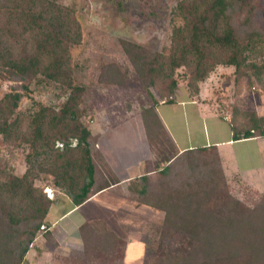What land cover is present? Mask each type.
<instances>
[{"label": "trees", "instance_id": "16d2710c", "mask_svg": "<svg viewBox=\"0 0 264 264\" xmlns=\"http://www.w3.org/2000/svg\"><path fill=\"white\" fill-rule=\"evenodd\" d=\"M247 2L179 0L171 12L168 52L148 51L119 39L126 64H106L101 80L122 85L124 76L133 72L144 87L156 86L159 92V82L184 65L192 72L194 96L200 89L198 82L216 64H228L237 75L244 74L241 67L252 68L250 75L264 83V64H245L247 50L263 53L264 47V31L251 10L237 22ZM81 40L78 12L70 6L56 0H0V78L15 82L0 98V137L7 143L23 140L30 146L20 176L0 171V264H29L26 255L40 226L55 245L45 221L54 199L35 184L41 173L52 174L57 189L76 206L104 189L122 193L114 171L107 165L102 171L96 136L82 120L85 86L75 82L79 70L72 66L70 52ZM37 79L65 85L69 96L58 109L39 104L31 113L16 112L24 92ZM174 86L172 80L169 97ZM167 95L160 92L162 99ZM156 102L153 96L152 103L140 111L149 148L157 157L153 176L133 179L127 194L163 213L156 245H147L143 234L146 261L149 250L152 264H264V193H259L253 205L234 196L215 147L178 153L155 112ZM235 113L233 139L264 137V115L250 113L252 123L247 126ZM70 138L77 140L74 146ZM57 141L62 148L55 146ZM203 153H214V158H202ZM79 233L83 251L77 264H89L91 259L96 264L108 260L121 264L126 240L105 221H86ZM66 259L72 264V257Z\"/></svg>", "mask_w": 264, "mask_h": 264}, {"label": "rangeland", "instance_id": "374dc122", "mask_svg": "<svg viewBox=\"0 0 264 264\" xmlns=\"http://www.w3.org/2000/svg\"><path fill=\"white\" fill-rule=\"evenodd\" d=\"M56 1L75 9L78 12L82 26L81 42L70 48L71 64L73 67L77 66L79 70V78L75 82L81 81L85 86L80 104V109L84 113L82 120L91 133L96 136L94 145L100 155L98 160L101 165H104L102 171L105 172V165H107L115 174L121 176V172H119L120 160L112 155V151L113 149L115 150L116 146L115 148L108 146L111 142L112 133H118L122 125L137 117L140 119L144 139L148 145L140 117L141 109L152 103L153 96L154 98H161L160 92L167 95L170 86H172V80L175 83L173 93H176L177 90H183L191 96L194 81L191 78L192 72L187 66L182 65L174 70L171 78L159 82L161 91L158 92L156 86H151L148 89L144 87L133 72H128L124 76L126 81L122 85L103 81L100 77L102 68L106 64L111 63L118 66L126 64L119 39L139 44L148 51L165 49L167 53L172 28L170 22L171 12L179 0ZM250 10L254 21L264 31V0H248L244 7V12L237 17V20H239L237 22H241ZM255 46L258 47L259 45L256 44ZM262 50L263 53L247 50L245 54H248V58L245 64L251 62L264 64V47ZM218 66L231 68L226 79L223 76L228 75V73L218 70ZM252 70V68L241 67L240 73L243 72L244 74L237 75L233 65L216 64L208 72L207 77L198 82V86L201 82L210 80L211 90L213 91L212 97H214L218 107L231 114L232 111H235V114L241 117V123L248 126L252 123L249 117L250 113H255L258 116L264 115V83H257L254 80L250 75L253 72ZM37 80L33 81L29 85L28 91L24 92L16 112L31 113L39 104L58 109L69 96L70 88L65 85L61 86L57 82L43 81V79L41 81ZM14 84V81L0 78V98L10 91ZM166 97L168 98L169 94ZM119 137L122 138V136ZM70 143L74 146L77 140L70 138ZM164 144L167 149L168 146L166 143ZM55 146L62 148L63 144L57 141ZM148 149L152 153L149 145ZM237 150L239 151L237 154L243 151L254 152L252 154L254 158H251V160L253 164L257 165V171L254 170L253 172L255 173H250V175L256 179L257 186L263 188L264 141L263 143L255 144V146L237 147L234 152H237ZM117 151H119L118 147L116 148ZM29 152L30 146L27 142L16 140L12 143H7L0 137V171L12 172L20 176L26 169L25 157ZM230 153L232 154L231 151ZM237 154L235 153V155ZM212 155L214 153H203L202 158L212 159L214 158ZM217 155L220 159L218 151ZM155 158L157 157L153 154V164L157 162ZM243 162L246 163L245 161ZM53 178L52 174L43 172L40 174V179L35 181V184L42 187L46 197L50 199H54V193L57 190ZM225 178L230 192L237 198L251 205L258 199L259 193L249 188L244 182L241 183L240 179L236 177L227 178L226 175ZM132 184H128V187ZM107 196L113 197L110 193H106V195L101 196L102 199L99 200L98 198L91 205H87L85 210H90L93 216H107V211L113 213L115 211L114 203L113 201H108ZM141 214L146 216V214ZM137 218L140 221V214L137 215ZM161 218L163 219V217L157 218V216L153 217V219L150 218L149 221L151 222L140 226L137 230L136 233L141 228L144 237L148 241L147 245H156L159 237L157 229L162 223ZM129 229L131 230V228ZM129 229L127 228L126 233L130 232ZM37 237L41 240L37 246L38 251H53L52 246L46 242L48 240L41 226ZM147 252V262L152 264V251L148 250ZM55 260L60 263L65 261L63 255L52 252L50 261L54 262Z\"/></svg>", "mask_w": 264, "mask_h": 264}, {"label": "crops", "instance_id": "0c3cea01", "mask_svg": "<svg viewBox=\"0 0 264 264\" xmlns=\"http://www.w3.org/2000/svg\"><path fill=\"white\" fill-rule=\"evenodd\" d=\"M217 69L228 73L223 76L225 79L231 71V68L224 66H218ZM199 87L198 94L194 96H190L183 90H177L170 95L171 100L155 98L157 101L155 112L175 149L178 153H183L198 148L215 147L219 152L221 165L227 178L236 177L252 190L264 193V187L257 186L256 179L250 175L255 173L254 170L257 171V165L251 160L254 158L252 155L254 152L243 151L240 153L242 155L237 154L238 150L234 152L237 147L263 143L264 137L233 139L232 114L218 107L212 97L211 81L201 82ZM140 123L139 118H132L122 125L118 133H112L111 142L108 144L112 148L116 146L119 149L117 152L116 148L113 149L112 155L120 160V168H117L120 169L121 176L119 174L116 176H119V189L122 193L104 189L76 206L66 194L57 189L45 218L55 245L52 244V240L46 242L52 246V252L63 255L65 261L64 263L58 260L51 262V251H38L37 246L41 240L37 237L26 255L29 264H68L67 257H72V264H77L78 256L83 251L79 227L84 222L95 219L105 221L117 235L126 240L121 264H148L143 232L141 228L138 233L136 232L140 226L151 222L150 218L163 217V213L150 206L139 204L127 195L130 188L128 184L130 185L133 179L142 174L151 175L154 171L153 154L148 149ZM106 193L113 195V197L107 196V200L114 203L113 213L107 211V216H93L89 208V211L85 210L87 205H91L98 198L102 199L101 196ZM138 214H140V221L137 218ZM127 228H131L132 231L129 229L130 232L126 233ZM87 262L96 264L94 259ZM110 262L113 264L114 261L108 260L105 264H111Z\"/></svg>", "mask_w": 264, "mask_h": 264}, {"label": "built area", "instance_id": "2783aa9c", "mask_svg": "<svg viewBox=\"0 0 264 264\" xmlns=\"http://www.w3.org/2000/svg\"><path fill=\"white\" fill-rule=\"evenodd\" d=\"M43 227V226H42Z\"/></svg>", "mask_w": 264, "mask_h": 264}]
</instances>
